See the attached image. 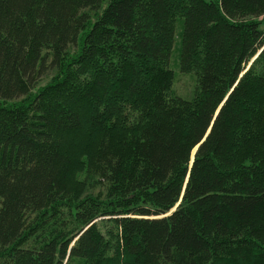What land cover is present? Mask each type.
<instances>
[{
  "label": "trees",
  "instance_id": "16d2710c",
  "mask_svg": "<svg viewBox=\"0 0 264 264\" xmlns=\"http://www.w3.org/2000/svg\"><path fill=\"white\" fill-rule=\"evenodd\" d=\"M0 264H264V0H0Z\"/></svg>",
  "mask_w": 264,
  "mask_h": 264
},
{
  "label": "rangeland",
  "instance_id": "374dc122",
  "mask_svg": "<svg viewBox=\"0 0 264 264\" xmlns=\"http://www.w3.org/2000/svg\"><path fill=\"white\" fill-rule=\"evenodd\" d=\"M181 22L177 23V40L175 42V46L171 55V61L170 66L172 69L175 70V80L173 84V88L171 91V95H179L188 99L193 98L196 94L199 92V83H198V74L197 72H188L184 73L180 70V39L178 37L180 31H181ZM251 62L249 63V65ZM248 65V66H249ZM248 66L246 68H248ZM83 179L84 175H80ZM103 180L102 178L98 177L96 179H93V181L89 185L90 192L101 199H105L106 195V189L109 186L107 182H104L102 185L101 182H98L99 180ZM104 181V180H103ZM64 209V207L62 208ZM112 216H104V217H98L97 220H105ZM71 218V217H70Z\"/></svg>",
  "mask_w": 264,
  "mask_h": 264
},
{
  "label": "water",
  "instance_id": "95a60500",
  "mask_svg": "<svg viewBox=\"0 0 264 264\" xmlns=\"http://www.w3.org/2000/svg\"><path fill=\"white\" fill-rule=\"evenodd\" d=\"M254 59H255V57H254ZM254 59H253V60H254ZM252 62H253V61H252ZM252 62H251V63H252ZM196 150H197V148H195V150L193 151V158H192V160L194 159V154H195ZM178 204H179V203H178ZM178 204H177V205H178ZM177 205H176V206H177ZM175 208H176V207H175ZM175 208H173L172 211H173Z\"/></svg>",
  "mask_w": 264,
  "mask_h": 264
}]
</instances>
